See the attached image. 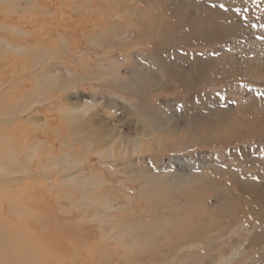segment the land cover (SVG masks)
Segmentation results:
<instances>
[{
    "label": "rangeland",
    "instance_id": "374dc122",
    "mask_svg": "<svg viewBox=\"0 0 264 264\" xmlns=\"http://www.w3.org/2000/svg\"><path fill=\"white\" fill-rule=\"evenodd\" d=\"M0 129V264H264V0H0Z\"/></svg>",
    "mask_w": 264,
    "mask_h": 264
},
{
    "label": "bare ground",
    "instance_id": "6f19581e",
    "mask_svg": "<svg viewBox=\"0 0 264 264\" xmlns=\"http://www.w3.org/2000/svg\"><path fill=\"white\" fill-rule=\"evenodd\" d=\"M21 2V1H20ZM129 11V10H128ZM160 19V18H159ZM137 29V28H136ZM7 44V43H6ZM155 64V63H154ZM72 69V68H71ZM100 73V72H99ZM146 75V74H145ZM3 86V85H2ZM113 92V91H112ZM23 111V110H22ZM17 113H15V115H16ZM2 116V115H1ZM15 121V122H14ZM12 120L11 121V123L12 122H14V124L13 125H15L17 128H21L20 127V125H19V122L20 123H22L23 122V119L21 120V121H19L18 120V118L17 119H15V120ZM4 124H5V126H7L8 125V123L9 122H7V121H4L3 122ZM23 125V124H22ZM10 126V125H9ZM8 128V127H7ZM11 131H14V133L16 132L14 129L13 130H11ZM1 132H3V130L2 129H0V136L2 135V133ZM4 134H5V132H4ZM3 134V135H4ZM98 136L100 137V138H102L103 137V135H102V133H98ZM94 141V140H93ZM105 148L104 149H98L97 151H96V153L97 154H99V152H103L105 149H106V147H108V144H104L103 145ZM110 146H111V149L107 152V154H109V156L111 157V158H114L115 157V146L111 143L110 144ZM3 147V146H2ZM95 150V149H94ZM15 151V150H14ZM19 154V153H18ZM99 155H101V153L99 154ZM88 156V155H87ZM15 159H17V154H13V152L12 151H10V149L9 148H6L3 152H1L0 153V178L2 179V178H4L2 181H0V183L1 184H4V183H11L12 181H13V179H16V177H14V178H8L7 176L5 177V176H3L4 175V173L5 172H3L4 171V169H2V166H4V168L5 169H10V167H14V165H12L10 162H13V161H15ZM19 162V161H18ZM27 162H24L23 163V165L24 166H27L28 164H26ZM15 167H16V165H15ZM15 169V168H14ZM19 170V169H18ZM10 171V170H9ZM14 172V171H13ZM18 172V171H17ZM65 172V171H64ZM15 174H16V172H15ZM6 175H7V173H6ZM66 175V177H68V178H70V176H71V173L69 174H65ZM98 176V175H97ZM208 177V176H207ZM18 179V178H17ZM187 179V178H186ZM212 179V178H211ZM88 180V179H87ZM96 180V179H95ZM100 180V179H99ZM104 180V179H103ZM184 180V179H183ZM182 180V181H183ZM22 181H24V180H22ZM68 181H70L69 179H68ZM98 181V180H97ZM166 181V180H165ZM187 181V180H186ZM186 181H185V183H186ZM66 182V181H65ZM78 182V181H77ZM158 182V181H157ZM172 183V182H171ZM18 184V183H17ZM71 184V183H70ZM73 184V183H72ZM179 184V183H178ZM160 185V184H159ZM170 185V184H169ZM186 185H188V182H187V184ZM4 186V185H3ZM47 186V185H46ZM72 186V185H71ZM161 186V185H160ZM178 186V185H177ZM176 186V187H177ZM181 186V185H180ZM189 186H191V184L189 185ZM197 186V185H196ZM31 187H32V185H31ZM162 187V186H161ZM172 187V186H171ZM175 187V188H176ZM188 187V186H187ZM8 188H9V186H8ZM8 188H6L7 190H8ZM87 188V187H86ZM146 188V187H145ZM175 188H174V190H175ZM1 189V188H0ZM17 189V188H16ZM178 189V188H177ZM190 189V188H189ZM81 190H82V188H81ZM89 190V189H88ZM87 190V191H88ZM167 190V189H166ZM179 190V189H178ZM191 190V189H190ZM9 191V190H8ZM150 191H151V189H150ZM159 190H157V192H158ZM176 191V190H175ZM181 191V190H180ZM192 191V190H191ZM12 192V191H11ZM97 192V191H96ZM99 192V191H98ZM141 192V191H140ZM147 192H148V190H147ZM156 192V191H155ZM168 192V191H167ZM187 192V191H186ZM144 193V192H143ZM149 193V192H148ZM14 194V193H13ZM82 194V193H81ZM100 194V193H99ZM151 194V193H150ZM12 195V194H11ZM83 195V194H82ZM111 195V194H110ZM167 195V194H166ZM188 195V194H187ZM196 195V194H195ZM81 196V195H80ZM88 196V195H87ZM137 196V195H136ZM163 196V195H162ZM169 196V195H168ZM183 196V195H182ZM2 197V196H1ZM157 197V196H156ZM165 197V196H164ZM81 198V197H80ZM91 198V197H90ZM17 199V198H16ZM82 199V198H81ZM177 199V198H176ZM11 200V199H10ZM13 200V199H12ZM72 200V199H71ZM169 200V199H168ZM79 201H80V199H79ZM79 201H77V203H79ZM114 201V200H113ZM172 201H174V200H172ZM178 201V200H177ZM83 202V201H82ZM112 202V201H111ZM84 203V202H83ZM97 204V203H96ZM107 204V203H106ZM121 205V204H120ZM130 205V204H129ZM151 205V204H150ZM79 206H81L80 205V203H79V205H78V207ZM86 206V205H85ZM106 206V205H105ZM112 206V205H111ZM141 206V205H140ZM97 207H99V205L97 206ZM125 207V206H124ZM129 207H131V206H129ZM162 207V206H161ZM108 209V208H107ZM130 209V208H129ZM153 209V208H152ZM105 210V209H104ZM124 210V209H123ZM150 210V209H149ZM167 212V211H166ZM104 213V212H103ZM108 213V212H107ZM132 213V212H131ZM169 216V215H168ZM99 218V217H98ZM175 218V217H174ZM177 219V218H176ZM101 220V219H100ZM188 220V219H187ZM99 221V220H98ZM166 221V220H165ZM174 221H175V219H174ZM106 222V221H105ZM155 222V221H154ZM128 223V222H127ZM166 223V222H165ZM214 223V222H213ZM11 224V223H10ZM102 224V223H101ZM100 224V225H101ZM137 224V223H136ZM156 225H157V223H155ZM103 225V224H102ZM108 225V224H107ZM179 225V224H178ZM126 226H128V225H126ZM159 226V225H158ZM170 226V225H169ZM182 226V225H181ZM2 227V226H1ZM117 227V226H116ZM165 227V226H164ZM168 227V226H167ZM112 228H115V227H112ZM171 228V227H170ZM212 228V227H211ZM153 229V228H152ZM194 229V228H193ZM118 230V229H117ZM146 230V229H145ZM184 230V229H183ZM152 231V230H151ZM157 231V230H156ZM202 231V230H201ZM116 232V231H115ZM133 232V231H132ZM162 232V231H161ZM164 232V231H163ZM180 232H183V231H181L180 230ZM189 232V231H188ZM192 232H193V230H192ZM12 233V232H11ZM149 233V232H148ZM160 233V232H159ZM171 233V232H170ZM13 234V233H12ZM122 234V233H121ZM147 234V233H146ZM145 234V235H146ZM161 234H163V233H161ZM203 234V233H202ZM6 235V234H5ZM132 235V234H131ZM4 236V235H3ZM16 237V235H13L12 237ZM115 236V235H114ZM123 236V235H122ZM134 236V235H133ZM163 236H167V235H163ZM192 236V235H191ZM14 237V238H15ZM132 237V236H131ZM135 237H137V236H135ZM3 238V237H2ZM115 238V237H114ZM5 239V238H4ZM8 239V238H7ZM17 239H18V237H17ZM16 239V240H17ZM116 239V238H115ZM123 239V238H122ZM157 239V238H156ZM159 239V238H158ZM9 240V239H8ZM137 240V239H136ZM165 240H166V238H165ZM12 241V240H11ZM29 241V240H28ZM152 241V240H151ZM7 242V241H6ZM15 242V241H14ZM19 242V241H18ZM159 242H161V241H159ZM17 243V242H16ZM124 243V242H123ZM163 243V242H162ZM26 245V244H28V243H21V244H19V245ZM136 244V243H135ZM138 244V243H137ZM2 245V244H1ZM9 245V244H8ZM124 245H125V243H124ZM133 245V244H132ZM28 246V245H27ZM2 247H3V245H2ZM2 247H0V250H1V248ZM26 247V246H25ZM31 247V246H30ZM29 246L28 247H26V248H30ZM136 247V246H135ZM20 248V247H19ZM44 248H46V246H43L42 247V249H44ZM130 248V247H129ZM10 249V248H9ZM22 249V248H21ZM20 249V250H21ZM34 248H32V250H33ZM207 249V248H206ZM11 250V249H10ZM36 250V249H35ZM23 251V250H22ZM139 251V250H138ZM35 252V251H34ZM33 252V253H34ZM23 253V252H22ZM36 253H37V250H36ZM36 253H34L35 255H36ZM24 254H25V252H24ZM2 255H4V256H6V251H2ZM17 255V254H16ZM32 255V254H31ZM38 255V254H37ZM23 257H24V255H22ZM91 256V255H90ZM120 256V255H119ZM1 257V261L4 259V257L3 256H0ZM10 258H12V257H10ZM34 258V257H33ZM39 258V257H38ZM24 259V258H23ZM31 259V258H30ZM39 260V259H38ZM34 261V260H33ZM28 262V261H27ZM35 262V261H34ZM37 262H39V261H37ZM56 262V261H55ZM60 262V261H59ZM27 264V263H26Z\"/></svg>",
    "mask_w": 264,
    "mask_h": 264
}]
</instances>
